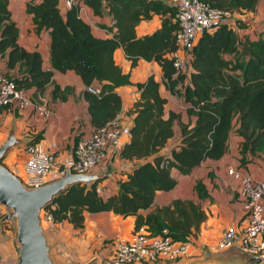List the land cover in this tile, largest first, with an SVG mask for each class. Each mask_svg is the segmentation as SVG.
I'll return each mask as SVG.
<instances>
[{
	"label": "trees",
	"instance_id": "obj_1",
	"mask_svg": "<svg viewBox=\"0 0 264 264\" xmlns=\"http://www.w3.org/2000/svg\"><path fill=\"white\" fill-rule=\"evenodd\" d=\"M78 1L95 15H109L110 27H114L110 36L91 32L90 25L78 15ZM204 1L237 13L253 11L258 2ZM57 3L58 0L26 3L35 31H47L49 68H43L40 53L18 43V29L7 8L8 1L0 0V59L11 70L9 75L17 88L32 90L31 98L49 87L51 98L63 99L71 89L54 84L51 75L54 71H71L84 86L99 87L98 93L84 86L80 91L88 123L98 128L120 115L122 102L116 89L130 83L129 73L114 61L116 47L122 48L130 66L138 59L153 60L161 74L157 78L150 73L135 83L138 95L127 109L132 114L127 121L128 139L118 152L111 154L110 161L122 158L136 162L116 179L115 192L100 195L95 186L101 179L75 182L46 202L43 212L50 214L52 222L67 221L76 228L83 226L85 213L111 211L132 215V231L142 226L151 235L188 240L190 227L197 229L204 217L192 201L174 199L167 205L141 211L151 205L157 191L174 186L170 168L188 174L202 161L218 159L227 151L230 136L236 138L240 166L253 156L264 157V31L255 37H240L236 24L244 20L235 17L233 25L221 23L197 38L189 49L188 71L175 74L169 53L176 48L177 22L174 7L165 1L76 0L63 13ZM154 14L159 16V25L137 36L135 25ZM160 86L179 94L188 104L186 113L194 117L191 125L180 121L179 111L168 110L164 116L165 97L159 92ZM8 112L17 115L16 109ZM175 123L179 143L168 155L159 154L157 151L173 135ZM40 138L41 132H37L22 145L26 147ZM194 188L198 196L205 195L199 179Z\"/></svg>",
	"mask_w": 264,
	"mask_h": 264
},
{
	"label": "crops",
	"instance_id": "obj_2",
	"mask_svg": "<svg viewBox=\"0 0 264 264\" xmlns=\"http://www.w3.org/2000/svg\"><path fill=\"white\" fill-rule=\"evenodd\" d=\"M7 1L10 16L18 29V43L27 50H37L42 59V67L49 68L47 31L43 29H40L38 32L35 31L34 24L31 21V14L26 11V3L29 0ZM57 6L61 13L66 9L63 7L61 0H58ZM78 15L90 25L91 32L96 36H110L114 30V27H110L112 20L108 14L102 12L101 15H95L81 1H78ZM158 25L159 16L154 14L149 19L140 20L135 25V33L137 36H141L149 33ZM248 35L249 37H255L252 34ZM113 58L123 72L129 73L130 83L116 89L122 102L119 118L124 124L127 123L129 118L131 119L132 114L127 113V109L138 95L135 83L142 81L150 73H153L155 77L159 78L161 72L158 64L153 60L138 59L134 66H130V60L125 57L121 47L114 49ZM2 64L3 70L6 73L8 72L7 74H11V70H7L4 66V62ZM51 80L54 84L59 85L60 88L69 86L71 91L63 99L58 97L51 98L48 87L43 93L32 98H43L48 102L47 104L51 109L49 117L41 118L29 108L20 111L17 110L16 116L2 109L0 115L4 116L6 120L9 118V125L13 122L16 136L27 138V135H34L37 132H41L39 142L44 147L66 153L70 150L74 139L85 135L91 127L88 123L85 102L80 93L84 84L71 71H66L65 73L54 71L51 75ZM26 91L30 97L33 95L31 89H27ZM159 92L165 97V103L163 104L164 116L167 115L168 110L179 111L180 121H189L191 125L194 117L192 115L188 116L186 113V106L188 104L182 98H179L177 93H171L163 86L159 87ZM28 114L30 115L28 116ZM9 125L0 132V142L6 136ZM173 132V135L157 151L159 154L168 155L170 150L179 143V130L176 123L173 126ZM109 162L108 167L111 170V175L103 177L98 182L102 186V196L115 192L117 188L116 179L122 176V171L129 170L136 160L128 161L122 158H114ZM4 163L12 169L10 167L12 164L11 158H7ZM16 166L17 164L15 163V168ZM228 167H233L252 176L259 177L264 175V157L261 155L253 156L244 166H240L238 164L236 138L230 136L227 151L218 159H206L188 174H180L175 168H170V175L175 179L174 186L168 190L157 191L151 205L141 212L145 213L156 206L167 205L172 200L179 199L190 200L198 205L204 212V217L198 223L197 229L193 228V226L190 227V232L188 233V238L192 243L190 253L172 261L162 262L169 263L175 261L179 264H189L196 259H201L206 254V251H211L208 249V246L218 238L222 229L227 226L239 228L244 223L245 213L242 203L236 194L237 183L227 173ZM196 179H199L203 184L205 195L202 197L198 196L194 188ZM87 220L90 223H86ZM133 220L134 217L132 215L121 216L111 211L85 213L81 228L85 229L86 232L96 231L97 235L101 236V239H109L110 236L116 233H122L124 236L130 234L133 230ZM46 223L48 225L47 229H49V232L45 230L46 235L50 232L53 235V232L50 231L52 229L58 233L63 229V232L66 231L67 227L74 228L67 221H46ZM68 228L67 233L69 235ZM49 243L52 244V242ZM104 244L106 247L101 249L102 254L103 252L106 254L107 250H111L109 241ZM101 246L102 243L100 244ZM0 247L4 248V255L0 261L4 264H14L16 250L13 243L6 241ZM56 259L58 260L56 262L57 264H64L61 257L58 256Z\"/></svg>",
	"mask_w": 264,
	"mask_h": 264
},
{
	"label": "built area",
	"instance_id": "obj_3",
	"mask_svg": "<svg viewBox=\"0 0 264 264\" xmlns=\"http://www.w3.org/2000/svg\"><path fill=\"white\" fill-rule=\"evenodd\" d=\"M38 1V0H34ZM175 9L177 22L175 31L176 48L169 53L175 74L188 71L189 49L204 32L212 31L221 23L234 24V17L245 19L243 13L232 12L211 6L204 0H163ZM64 8L76 0H61ZM0 59V109L10 111L31 109L39 117L50 116L51 109L43 98L32 99L28 92L17 88L13 77L3 70ZM90 92L98 93L96 85H86ZM119 116L104 126L90 127L88 132L71 145L68 152L62 153L44 147L39 141L24 147L21 182L27 187L39 186L47 180L60 177L66 169L71 172L88 173L103 170L111 154L119 151L128 139V123L119 124ZM31 135H27L29 139ZM104 177L111 170H103ZM227 173L236 180V194L242 203L245 221L239 227L227 226L218 238L209 244L208 249L217 251L235 246L248 254H254L257 261L264 259V175L252 176L246 172L227 168ZM96 191L103 194L97 182ZM45 221L52 222L49 213L43 212ZM192 243L185 240H172L168 235H151L142 226L130 234L111 237V250L100 264H143L172 261L190 253Z\"/></svg>",
	"mask_w": 264,
	"mask_h": 264
},
{
	"label": "water",
	"instance_id": "obj_4",
	"mask_svg": "<svg viewBox=\"0 0 264 264\" xmlns=\"http://www.w3.org/2000/svg\"><path fill=\"white\" fill-rule=\"evenodd\" d=\"M27 138L14 133L13 122L10 123L6 136L0 142V159L7 147L24 144ZM108 165L103 170H108ZM103 170L88 173L71 172L66 169L60 177L47 180L39 186L27 187L20 178L0 162V204L8 210L3 219H13L15 239L18 243L14 264H55L48 242L40 223L39 210L60 190L75 182L90 183L104 176ZM264 264L254 254H248L235 246L220 251H206L201 259L189 264Z\"/></svg>",
	"mask_w": 264,
	"mask_h": 264
},
{
	"label": "rangeland",
	"instance_id": "obj_5",
	"mask_svg": "<svg viewBox=\"0 0 264 264\" xmlns=\"http://www.w3.org/2000/svg\"><path fill=\"white\" fill-rule=\"evenodd\" d=\"M245 19L241 23H238V36L242 37L243 35L252 34L253 36H257L261 32L264 31V0H259L257 6L253 11H246L243 13ZM235 22V17L233 18ZM73 87V84H72ZM179 98L180 95L178 94ZM47 102V101H46ZM48 103V102H47ZM48 105V104H47ZM49 107V106H48ZM50 108V107H49ZM30 114H28L29 116ZM27 116V118H28ZM121 117V116H120ZM119 124H123L119 122ZM9 125V118L6 120L4 116L0 115V132L4 130ZM29 132V130H27ZM26 132V133H27ZM21 136V135H19ZM24 147L22 143L7 147L4 154L1 157L0 162L5 165L4 161L7 158L12 159V164L10 169L14 174H16L19 178L22 174V163L24 161ZM5 159V160H4ZM15 163L17 164L15 168ZM104 177V176H103ZM102 177V178H103ZM101 178V179H102ZM7 208L0 204V246L4 245L6 241H11L14 245L17 255L18 243L15 239V224L13 219H3V214L7 212ZM40 223L42 225L43 232H49L47 229V223L43 217L42 208L39 210ZM86 223H90L88 220ZM68 228V227H67ZM66 231L50 230L53 232V235L50 233H45L48 242H52L50 253L52 259L55 264L58 262L56 257H61L63 259L64 264H100L104 258L109 255L110 251L107 250L106 254H102L101 249L106 247L105 242L110 243L111 245V237L109 239L100 238V235H97L96 231L86 232L85 229L82 228H68L69 235ZM89 231V230H88ZM118 235H122V233H116ZM102 246L100 247V244ZM4 255V248L0 247V259H2ZM16 259V256H15ZM15 262V261H14ZM60 263V262H59ZM237 264V261H234ZM0 264H4L0 261ZM143 264H179L177 262H157V263H143Z\"/></svg>",
	"mask_w": 264,
	"mask_h": 264
}]
</instances>
